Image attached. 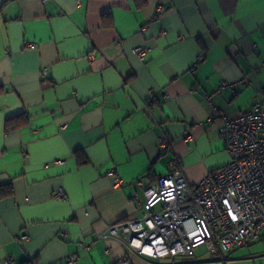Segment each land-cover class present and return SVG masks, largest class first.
Listing matches in <instances>:
<instances>
[{
  "label": "crops",
  "instance_id": "crops-1",
  "mask_svg": "<svg viewBox=\"0 0 264 264\" xmlns=\"http://www.w3.org/2000/svg\"><path fill=\"white\" fill-rule=\"evenodd\" d=\"M221 85L232 116L264 96V0H0V264H172L100 235L174 160L192 187L231 160ZM198 250L176 264H264V232Z\"/></svg>",
  "mask_w": 264,
  "mask_h": 264
},
{
  "label": "built area",
  "instance_id": "built-area-1",
  "mask_svg": "<svg viewBox=\"0 0 264 264\" xmlns=\"http://www.w3.org/2000/svg\"><path fill=\"white\" fill-rule=\"evenodd\" d=\"M134 51L144 59V48ZM202 58L200 54L198 59ZM242 82L240 79L235 84ZM224 86L207 94L206 99L215 109L209 120L218 117L222 121L219 131L231 160L193 187L179 160H174L171 171L142 185L146 200L141 216L110 225L100 235L102 239L118 238L141 255L169 258L176 264L177 259L192 257L201 245H206L210 254L230 252L264 232V102H257L238 115H229L217 110L213 103ZM187 138H192V134L188 133ZM169 146V137L162 135L159 150L163 152ZM115 180L117 185L122 183L119 176ZM56 197L64 198L63 192L57 191ZM74 262L73 256L68 257L69 264ZM118 264L131 262L126 256Z\"/></svg>",
  "mask_w": 264,
  "mask_h": 264
},
{
  "label": "trees",
  "instance_id": "trees-1",
  "mask_svg": "<svg viewBox=\"0 0 264 264\" xmlns=\"http://www.w3.org/2000/svg\"><path fill=\"white\" fill-rule=\"evenodd\" d=\"M27 118H23V116H17L11 119H8L6 128L7 130H14L21 126L26 125L28 122ZM80 162H86V159L84 157L80 158ZM25 264H32V263H25Z\"/></svg>",
  "mask_w": 264,
  "mask_h": 264
},
{
  "label": "rangeland",
  "instance_id": "rangeland-1",
  "mask_svg": "<svg viewBox=\"0 0 264 264\" xmlns=\"http://www.w3.org/2000/svg\"><path fill=\"white\" fill-rule=\"evenodd\" d=\"M260 102H264V96L261 97V101ZM202 250H208L207 246L206 245H201L199 247V250L198 251H202Z\"/></svg>",
  "mask_w": 264,
  "mask_h": 264
}]
</instances>
